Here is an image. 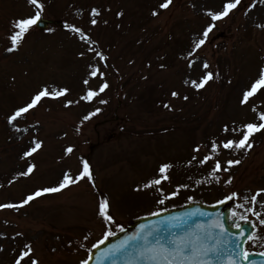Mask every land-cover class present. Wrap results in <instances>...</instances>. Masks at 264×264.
<instances>
[{"label":"rangeland","instance_id":"obj_1","mask_svg":"<svg viewBox=\"0 0 264 264\" xmlns=\"http://www.w3.org/2000/svg\"><path fill=\"white\" fill-rule=\"evenodd\" d=\"M40 2L43 18L79 27L91 40L64 26H32L18 49L7 52L13 22L39 9L29 0H0V204L18 205L39 188L57 186L65 172L75 177L84 160L93 180L0 209V264H15L25 244L38 264H80L106 232H118L131 218L232 193L233 215L254 227L245 251L264 253V192L251 199L264 189V129L250 137V149L223 147L242 137L244 124L260 123L264 112V88L241 103L264 68V27H258L264 25V3L255 0L249 9L253 0H241L228 16L212 21L209 11H222L226 0H172L167 8L160 7L165 0ZM93 8L99 9L95 17ZM210 23L205 43L189 56ZM90 66L104 76H91ZM206 71L213 79L195 88L191 81ZM105 81L103 92L82 99ZM44 86L69 92L42 98L9 124L7 117ZM89 113L94 115L85 120ZM233 129L239 130L234 136ZM34 139L42 146L23 157ZM69 146L73 151L66 153ZM205 156L210 159L202 163ZM217 160L221 169L210 175ZM228 160L240 163L229 166ZM164 163L172 165L168 179L144 187L160 177ZM29 164L36 165L33 173L20 175ZM104 197L111 221L99 214Z\"/></svg>","mask_w":264,"mask_h":264},{"label":"snow or ice","instance_id":"obj_2","mask_svg":"<svg viewBox=\"0 0 264 264\" xmlns=\"http://www.w3.org/2000/svg\"><path fill=\"white\" fill-rule=\"evenodd\" d=\"M172 2V0H165L164 3L160 5L161 8H167L169 4ZM261 3H264V0H260ZM29 3L31 5L36 6L39 10L34 14L31 15L28 18H18L13 22V31L11 35L8 37L11 41V46L6 49L7 52H12L14 50L18 49V46L22 43V40L25 36V34L31 29L32 26H34L38 20L41 17V11L43 10V4L40 2V0H29ZM241 3V0H226V2L223 5V10L222 11H209V15L211 16L212 21H217L220 20L226 16L229 15V13L232 10H235L237 6ZM252 7H255V0H253V3L249 5V9ZM92 14L95 17L96 15L99 14V9L93 8L92 9ZM122 13H118L117 15H121ZM156 10H153V15H156ZM91 23L95 25L97 23V20L93 18L91 20ZM65 28L71 29L72 31L80 34L81 38L84 39L85 41L91 40V37L87 35L83 29L76 27L74 25L68 24L65 22L64 24ZM258 27H264V25H258ZM214 28V24L210 23L207 25V27L204 28L203 30V39H200L198 42L194 44L192 52L189 53V56L193 54L197 49H199L204 43L207 37L209 36V33L212 31ZM91 51V49H89ZM83 55V53H81ZM97 56H99L102 60L106 59V57L103 56L102 53L97 52ZM92 67V71L89 73L91 76L96 77L97 74L100 76H104V73L100 71L99 67ZM163 67V65H162ZM189 67H192V62H189ZM204 69L209 68V64L207 61L204 62L203 65ZM218 75V73H217ZM214 73L211 71H206V73L199 79V82L196 80L191 81L192 85L200 89L204 87L208 81L213 79ZM85 84H88V81H84ZM185 83H188V81H185ZM109 87V84L107 81L102 83L99 86L98 90H92L89 89L87 93L82 97L84 100H91L93 99L94 96H97L100 92H103L106 88ZM261 88H264V68H261L259 77L256 79L252 84L250 89L245 90L243 93V98L241 100V103H247L249 101L250 97H253ZM69 89L67 87L60 88L58 90H52L50 91L47 86H44L42 89L38 90L32 97L29 103L22 107H18L10 116L7 117L8 123L13 124L14 121L17 120L18 117H20L22 114H25L29 111V109L34 108L35 106L38 105L39 102H41L42 98L44 97H58V96H63L64 94L68 93ZM179 95L178 92L173 91L172 96H177ZM187 99V97H185ZM103 102V101H102ZM73 101L69 100L66 101V105L72 104ZM165 107H169L168 104L164 105ZM100 109H95V112H99ZM94 115V113H89L87 116L84 117L85 120H87L90 116ZM259 119L260 123H246L243 125V133L242 137L239 140H232L228 139L223 142V147L226 149H250L252 148V143L250 142V137L253 136L254 133L260 131L261 129H264V112H261L259 114ZM19 130V129H17ZM225 132H228V126L225 125L224 129ZM233 131H239L238 129H233ZM34 146L29 148L27 151L23 153V157H30L33 153H35L41 146L42 143L38 141H33ZM199 145H197L196 150H199ZM212 149L213 152H216L218 150V146L215 141L212 143ZM66 153H71L73 151L72 146H69L66 150ZM210 156H205L204 160L201 161L202 163L209 160ZM83 168L79 172L78 175L75 177L71 176L69 172H65L63 179L60 181V183L57 186L54 187H43L35 190L34 192L29 193L24 199H22L19 204H0V209L4 208H17L19 206H23L28 204L30 201H32L36 197H40L43 194L46 193H53V192H58L69 185L79 182L80 180L87 178L90 181L93 180V175L91 171V166L87 160H84L83 162ZM240 163L239 160H228L227 164L229 166L238 164ZM36 165L35 164H29L27 167V170L20 173V175L23 176H28L31 173H33ZM172 167L171 164L164 163L161 164L159 167V173L161 174L160 177L149 180L147 184L144 185V187H150L153 185H160L161 181L164 179H168L167 176V170ZM221 169V164L220 161H216V166L215 169H213V173H210V175L214 174L216 171ZM227 170V169H225ZM230 182V180H229ZM11 183V181H9ZM264 192V189L257 190V193L251 197L252 201H255L257 196L261 193ZM171 195H176L175 192L171 193ZM236 193H232V196H236ZM228 197H226L227 199ZM163 201H161L162 203ZM109 201L106 197L100 200L99 202V214L104 217L106 220L111 221L113 217L108 214V208H109ZM261 223H264V221H261ZM239 227V225H237ZM143 227V226H142ZM111 231H108L105 233L104 238L106 239L108 236L113 235ZM0 235H3V233H0ZM17 235H20L17 233ZM139 233L134 234L132 238H135L138 236ZM251 239V237H250ZM102 243V241L98 242ZM127 240L123 242V244H126ZM123 244L120 245V247H123ZM93 247H96L94 244ZM33 252V249L30 244H25L24 249H22L19 253V256L15 260V264H22V261H24L25 258H28L31 260V264H38L37 260L32 258L30 256V253ZM208 253V249H204L203 247L198 246L196 243H191L183 240V239H178L174 242V247L169 249L163 244H160L157 242L156 244L149 245L148 247L142 249L140 251V255L146 256L148 259L155 261L156 264H204V261L202 260V257L206 256ZM110 252H105V255H109ZM243 256L245 259L248 258V252L244 251ZM91 259V256H89L87 259L81 260L80 264H89V260ZM226 264H236V261L234 257H226Z\"/></svg>","mask_w":264,"mask_h":264},{"label":"water","instance_id":"obj_3","mask_svg":"<svg viewBox=\"0 0 264 264\" xmlns=\"http://www.w3.org/2000/svg\"><path fill=\"white\" fill-rule=\"evenodd\" d=\"M46 24L43 19L36 23L40 28ZM233 205L231 195L211 205L189 201L133 218L123 229L91 248L89 264H156L140 255V251L157 242L171 249L178 239L208 249L207 255L202 257L204 264H226L229 256L234 257L236 264H264V255L260 253L248 252V258H244V242L254 228L249 221L235 218L231 212ZM136 233L139 235L132 238ZM125 240L127 243L123 244ZM105 252L110 254L105 255Z\"/></svg>","mask_w":264,"mask_h":264}]
</instances>
